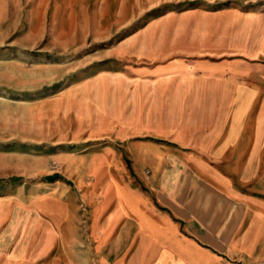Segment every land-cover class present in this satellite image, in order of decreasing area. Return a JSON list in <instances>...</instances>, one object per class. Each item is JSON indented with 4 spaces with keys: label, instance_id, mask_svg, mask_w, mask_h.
Returning a JSON list of instances; mask_svg holds the SVG:
<instances>
[{
    "label": "crops",
    "instance_id": "1",
    "mask_svg": "<svg viewBox=\"0 0 264 264\" xmlns=\"http://www.w3.org/2000/svg\"><path fill=\"white\" fill-rule=\"evenodd\" d=\"M55 1L57 25L76 12L127 25L173 5L118 44L137 53L136 71L111 73L99 89L100 111L136 122L130 178L100 190L99 263L264 261V0Z\"/></svg>",
    "mask_w": 264,
    "mask_h": 264
},
{
    "label": "rangeland",
    "instance_id": "2",
    "mask_svg": "<svg viewBox=\"0 0 264 264\" xmlns=\"http://www.w3.org/2000/svg\"><path fill=\"white\" fill-rule=\"evenodd\" d=\"M37 1L0 0V264H100L92 239L100 190L130 178L126 140L136 122L108 104L100 111L99 89L111 73L136 71L139 56L118 44L173 5L127 25L77 12L57 25L56 1L46 14Z\"/></svg>",
    "mask_w": 264,
    "mask_h": 264
}]
</instances>
